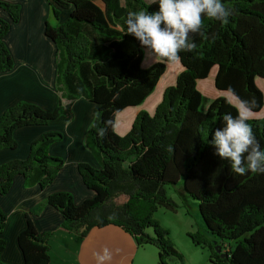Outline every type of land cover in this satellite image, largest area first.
<instances>
[{"label":"trees","instance_id":"trees-1","mask_svg":"<svg viewBox=\"0 0 264 264\" xmlns=\"http://www.w3.org/2000/svg\"><path fill=\"white\" fill-rule=\"evenodd\" d=\"M48 1L68 9L62 22H44L43 27V34L56 45V89L67 100L83 96L95 104L83 141L98 167L85 162L76 165L82 184L93 192L90 198L74 204L69 192L55 191L24 213V226L15 237L21 264L48 262L50 233L37 232L29 217L42 205L58 211L60 226L78 237L92 227L116 225L137 246L154 247L159 264H167L166 257L180 259L167 232L151 217L156 208L175 210L177 205L163 186L180 178L181 193L196 202L210 234L206 241L188 233L193 244L203 240L207 245V260L264 264V173L238 175L215 154L211 141L215 130L223 127V115L237 113L223 95L206 101L196 87V80L215 67L216 90L231 86L241 99H256L259 106L254 111L261 107L262 93L254 80L260 78L264 88V0H221L233 10L229 22L204 17V35H193L196 48L180 53L182 69L174 82L163 88L152 113L139 110L122 135L114 131V115L142 102L165 69V62L157 59L140 67L144 49L127 34L126 18L129 12L158 11V0H99L100 6L92 0ZM0 10L7 15L6 20L0 18V71H5L11 67V58L1 39L9 23L16 21L18 7L0 0ZM51 14L57 18L53 5ZM71 115L69 103L45 110L18 100L0 113V149L15 147L12 132L17 127L61 123ZM105 121L110 123L101 139L97 129L105 127ZM248 123L264 149V116L250 118ZM60 138L59 132L42 133L30 142L23 158L1 162L0 195L14 175L23 178L25 187L49 183L62 160L49 155L47 147ZM120 195L124 199L115 202ZM4 222L0 210V231ZM2 246L0 238V251Z\"/></svg>","mask_w":264,"mask_h":264},{"label":"crops","instance_id":"crops-1","mask_svg":"<svg viewBox=\"0 0 264 264\" xmlns=\"http://www.w3.org/2000/svg\"><path fill=\"white\" fill-rule=\"evenodd\" d=\"M2 1L17 5L18 15L15 22L9 23L1 39L9 52L11 67L0 71V113L16 101L25 100L45 110L53 109L57 103L61 105L69 103L72 114L69 120L61 123L17 127L12 132L16 142L15 147L0 149V163L12 158H23L30 142L38 135L46 132L61 134L59 140L50 143L47 147L49 155L62 160V165L52 180L43 187L37 184L25 187L23 178L14 175L7 191L0 195V210L5 215V222L0 231V238L3 240L0 261L7 264H21V254L15 237L24 226L26 211L40 203L47 194L55 191L69 192L74 204L93 195V192L82 184L76 165L78 162H85L93 168L98 167L96 159L83 141L85 131L94 117L96 106L83 96L67 100L61 97L56 89V45L43 34V27L44 22L49 25L62 22L67 16L68 9L56 7L48 0ZM92 1L101 5L99 0ZM51 5L57 10V18L52 17ZM0 18L7 19L6 13L2 10H0ZM143 55L140 61V66L143 68L156 61L150 51L143 50ZM166 65L170 64L165 63V68ZM181 69L179 63L172 64L170 72L162 81L158 78L156 89L153 88L154 90L142 102L118 111L114 115V131L118 135L124 134L139 110L151 114L160 100L163 88L174 82L175 75ZM214 70L215 67H212L209 71L212 78ZM211 81L212 79L206 82V87H210V90L213 86ZM254 82L262 93L263 103L257 111H254L255 114L251 118H259L264 116V88L260 78H255ZM218 95H223V91L212 90L208 100ZM115 202L121 201H117L116 198ZM29 217L37 232L50 233L47 240V264H97L96 254L102 253L105 248L111 252V259L106 264H139L143 262L145 254L149 253V249L137 246L131 236L116 225L92 227L83 237H78L60 226V214L49 205H42L36 214L30 213Z\"/></svg>","mask_w":264,"mask_h":264},{"label":"clouds","instance_id":"clouds-1","mask_svg":"<svg viewBox=\"0 0 264 264\" xmlns=\"http://www.w3.org/2000/svg\"><path fill=\"white\" fill-rule=\"evenodd\" d=\"M158 5L159 10L152 13L145 10L129 12L127 34L134 36L155 59L167 64L179 63L181 52L196 48L192 36L204 35V17L227 24L234 14L221 0H158ZM223 95L237 115L230 112L223 115V127L215 130L211 141L215 154L228 161L232 172L238 175L264 173V149L248 123L259 106L256 99H241L231 86L223 90ZM109 123L105 121V127L97 129L101 139L107 135ZM168 150L171 151V146ZM110 259L108 248L96 254L97 264H106Z\"/></svg>","mask_w":264,"mask_h":264},{"label":"rangeland","instance_id":"rangeland-1","mask_svg":"<svg viewBox=\"0 0 264 264\" xmlns=\"http://www.w3.org/2000/svg\"><path fill=\"white\" fill-rule=\"evenodd\" d=\"M171 68L172 64L169 66L166 65L163 74L160 75L161 78L159 77L161 81L164 77H166L168 72H170ZM211 79L212 74L209 72L204 79L198 80L196 82V85L198 84L199 87H197L198 90L205 97L206 101L209 99V97H211L210 95L212 90H215L213 86L211 90L210 87H206V82H210ZM154 88L156 89V85ZM203 105H205V102H202L201 106ZM180 184L181 178L178 179V181H176L174 184H165L163 186L166 196L176 203L177 207L175 210L170 211L163 208H156L151 213V217L162 229L167 232V237L170 240L172 246L180 253L181 256L180 259L175 257H166L164 260L167 264H212L207 260L208 248L203 242V240L207 241L210 239V234L207 233L203 227L202 221L197 211L196 202L181 193ZM122 200V195L117 197V201ZM188 233L199 234L203 240L198 244H193L188 236ZM141 246L142 248L149 249V253L145 254L146 257L144 258L143 262H140L139 264H159L157 261L156 249L150 245Z\"/></svg>","mask_w":264,"mask_h":264},{"label":"water","instance_id":"water-1","mask_svg":"<svg viewBox=\"0 0 264 264\" xmlns=\"http://www.w3.org/2000/svg\"><path fill=\"white\" fill-rule=\"evenodd\" d=\"M218 251V249H216V252ZM222 255V254H221Z\"/></svg>","mask_w":264,"mask_h":264}]
</instances>
